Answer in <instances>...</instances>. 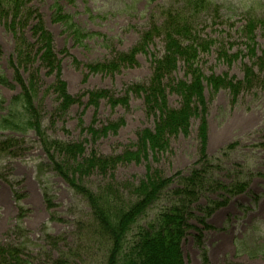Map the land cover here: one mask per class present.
Segmentation results:
<instances>
[{
	"label": "rangeland",
	"instance_id": "obj_1",
	"mask_svg": "<svg viewBox=\"0 0 264 264\" xmlns=\"http://www.w3.org/2000/svg\"><path fill=\"white\" fill-rule=\"evenodd\" d=\"M21 1L40 15V28L50 35L53 51L60 61L52 73L40 67L39 62L35 64L43 84L36 100L42 114L38 132L44 129L47 139L63 145L82 143V152L80 148L48 152L46 144L50 140L45 143V138L35 131L0 130V258L3 253L11 256V251L17 250L12 257H20L27 261L25 264H54L60 257H66L69 264H106L110 242L100 235L90 201L77 193L53 165L59 163L56 159L66 156L72 159L71 166L79 169V163L73 161L75 152L76 159L81 160L82 156V161L90 153L117 155L138 149L140 131H156L163 119L161 110L149 104L144 93H132V88L152 82L153 59L163 58L165 36L155 35L145 48L140 44L141 36L153 22L162 23L166 17L163 11H184L188 0ZM205 2L209 9L195 12L193 21L199 35L211 38L214 46L209 52L200 53L198 66L205 77L226 74L244 80L245 66L256 64V58L249 55L243 27L251 16L264 21V0ZM6 9L4 1L0 2V71L15 86L0 84V97L6 100L7 108L11 98L22 92L15 81L17 73L25 81L29 74L14 58L16 45L33 44L37 35L29 24L21 30L12 27L11 16L4 13ZM65 15H71L78 27L67 24V19L62 17ZM253 37L255 54L261 56L264 25L256 26ZM222 44L231 56L238 53L230 62L218 57ZM134 47L140 51L133 63L109 72L91 70L96 64L108 63ZM254 70L255 84L235 99L229 89L214 91L203 82L207 107L203 147L213 165L211 175L226 184L243 181L249 186L240 194H226V205L205 217L207 227L201 222L205 213L200 207L224 198L209 192L193 206L194 216L190 219L193 227L187 230L181 244L185 264H264V70L257 65ZM185 72L180 60L175 69L164 75L161 82L166 108L180 107L181 95L169 86L182 80L189 82ZM56 75L64 83L66 93L75 100L60 116L55 114L60 100L45 89L56 80ZM101 91L108 92V97L100 98L97 105L91 103V97ZM119 97H126L127 104L112 106L109 98ZM6 111L0 110V116ZM111 122L122 124L104 136L95 137L92 133L91 129ZM199 125L200 118L193 116L188 134L167 135L166 150H145L148 156L140 162L120 164L114 171L115 180L121 185L138 183L146 177L148 169L165 177L187 176L201 156ZM51 155L55 158L51 159ZM72 176L70 173L69 177ZM74 176L93 195L110 182L96 170L86 175L81 171V176L76 173ZM164 192L138 219L132 227L134 232L167 206L170 196ZM197 229L201 230L200 238Z\"/></svg>",
	"mask_w": 264,
	"mask_h": 264
},
{
	"label": "trees",
	"instance_id": "obj_2",
	"mask_svg": "<svg viewBox=\"0 0 264 264\" xmlns=\"http://www.w3.org/2000/svg\"><path fill=\"white\" fill-rule=\"evenodd\" d=\"M3 1L7 7L4 13H6V17L10 15L12 19L11 26L21 30L26 24H29L28 26L35 30L37 37L33 44L21 42L16 45L14 58L29 74L28 79L25 81L20 73H17V80L15 81L22 87V92L11 98L7 108L4 106L6 100L0 97V110L7 109L5 114L0 116V130L17 133L35 131L40 138H45V143L50 140L49 144H46L48 152L49 149L63 152L64 150L80 148L81 153L82 143L76 142L63 145L52 139H47L44 129L42 133L38 132L41 129L42 114L36 100L39 99V89L43 84L37 73L38 67L35 69V64L39 62L40 67L43 66L48 69L49 73H52L57 69L60 61L53 51L50 35L40 28L41 21L38 12L27 8L21 0H0V2ZM205 1L207 0H188L187 8H184V11H163L166 17L162 23L153 22L150 28L141 36L140 44L143 48L149 45L150 40L152 41L155 35L160 33L165 36L166 51L163 58L153 59L155 75L152 82L147 86L136 85L132 88V93H144L148 103L161 110L160 114L163 115V119L156 131L147 129L140 131L138 133V149L124 150L117 155L98 156L96 153H90L86 157L87 159L82 161L84 159L82 156L81 160L76 159L77 153L75 152L73 161L79 163V169H74L70 164L72 159L66 156L59 158V160L56 159L59 163L53 165L54 170L65 178V181L71 184L77 193L82 194L90 201L100 235L110 242L106 264H185L181 244L187 230L193 227L190 223L191 217L194 216L193 206L209 192H214L224 198L223 200H211L207 206L200 207V210L205 213L201 222L207 227L205 217H209L214 210L226 205L228 202L226 194L230 196L240 194L245 192L249 186L248 182L243 181L226 184L223 181L216 180L211 175L213 165L210 158L204 153L203 147L207 131L205 119L207 107L202 91L203 82L206 81L214 91L222 88L229 89L235 99L244 89H250L255 84L257 74L254 65H257L260 70H264V53L261 56L255 54L253 33L258 24L264 25V21H259L251 16L245 27H243L249 43L247 45L249 55L254 56L253 59L256 58V64L250 67L245 66L244 80H236L226 74L223 76L212 74L205 77L198 66L197 60L199 62L200 53L209 52L214 44L210 40L211 38H202L199 35L193 21L195 12L209 9L210 6ZM62 17L63 20L67 19V24L77 26L71 15ZM224 45L222 44L218 49V57L230 62V59L237 56L238 53L231 56ZM139 51L138 47H134L127 53L114 56L108 63L96 64L91 70L109 72L108 70L120 69L122 66L133 63L135 55ZM180 60L183 61V67L186 71L185 76L189 78V82L182 80L177 84H170V90L181 95V105L179 108H166L165 88L162 86L161 81L164 80V75L177 67ZM0 84L15 87L1 71ZM45 89L47 93L51 91L56 95L58 101L60 100L58 107L55 109V114L58 116L64 114L69 105L75 102L66 93L65 85L57 75L52 85ZM106 97H108V92L101 91L95 93L90 101L97 105L100 98ZM109 101L112 106H116L126 105L128 100L126 97H119L109 98ZM193 116L200 118L199 136L201 137L202 148L198 164L191 169L187 176L165 177L159 171L148 169L146 177L138 183L127 182L121 185L115 180L114 171L120 164L140 162L148 156L145 154V150L147 152L166 150L168 146L167 135H176L180 132L188 134ZM121 124L122 122H111L110 125L94 128L91 131L95 137L101 134L104 136L109 131L115 132ZM4 143L2 144L4 145ZM53 158L55 156L51 155V159ZM95 170L108 177L110 182L105 188L93 195L90 188H86L78 178H75L74 173L81 176V171L86 175ZM70 173H73L71 178L69 177ZM175 183L177 184L176 187L172 188L171 186ZM163 192L170 196L167 206L162 207L148 224L134 232L132 227L147 212L150 206L159 199ZM200 235L201 230H199V238ZM11 252L14 255L18 251L12 250ZM12 255L10 256L8 252L3 253L0 264H25L27 262L20 257H12ZM54 264H69V261L66 257H60L56 259Z\"/></svg>",
	"mask_w": 264,
	"mask_h": 264
}]
</instances>
